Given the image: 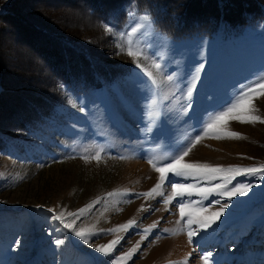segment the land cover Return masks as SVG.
I'll return each instance as SVG.
<instances>
[{
  "label": "rangeland",
  "instance_id": "1",
  "mask_svg": "<svg viewBox=\"0 0 264 264\" xmlns=\"http://www.w3.org/2000/svg\"><path fill=\"white\" fill-rule=\"evenodd\" d=\"M135 1L101 2V10L79 0L45 4L43 13L51 17L59 42L73 51L68 47L60 57L70 66L13 40L12 51L4 50L8 80L38 87L47 101L19 120L0 119V264H112L141 235L146 238L137 251L119 264H204L209 254L208 264H264V175L232 180L251 188L222 199L228 207L192 243L176 223L179 198L165 205L163 196L137 195L158 182L148 161L166 163L198 134L202 138L184 162L264 166V123L230 120L220 138L201 132L209 114L264 76V0H240L237 13L246 16L235 24H182L179 14ZM249 1V12L240 13ZM129 49L139 55L129 56ZM197 69L189 107L185 93ZM152 100L155 117L148 115ZM254 103L255 114L264 117V98ZM164 193L170 195L167 183ZM141 205L145 211H138ZM48 209L66 214L84 209L75 227L92 232L89 242L53 220ZM130 219L136 224L127 231L107 232ZM117 237L123 239L110 255L97 251Z\"/></svg>",
  "mask_w": 264,
  "mask_h": 264
},
{
  "label": "snow or ice",
  "instance_id": "2",
  "mask_svg": "<svg viewBox=\"0 0 264 264\" xmlns=\"http://www.w3.org/2000/svg\"><path fill=\"white\" fill-rule=\"evenodd\" d=\"M143 19H148L147 16ZM136 29H133L135 32ZM127 54L129 56L139 55V53H133L130 49ZM154 67L159 69V64H154ZM199 69H197V74H194L191 82L187 86L186 97L189 101V107L193 91L196 87V82L199 79L198 76ZM148 76H152L151 72L147 73ZM155 83V80H153ZM260 98H264V76L251 81L250 83L241 86L238 93L232 98V102L228 105L222 106L220 110L214 111L209 114L208 119L204 122L201 132L204 136H214L215 138H220L221 133L227 130L229 121H238L240 123L255 124L257 122L264 123V117L257 115L259 110L256 107L254 101ZM156 101L152 100L149 107L152 109L148 115L149 117H155L157 115L155 111ZM151 131V127L148 128ZM230 137L240 136L237 132H227ZM201 135H196L193 137L192 141L189 142L187 146L179 152V154L171 157L166 163L158 164L156 161L149 160L148 162L152 165L154 170L159 174L158 182L147 192L137 194L138 197L154 198L155 195L163 196V203L165 205L170 204L173 200L177 198V207L179 210L180 220L176 221L177 224H182L181 231H186L189 243L193 242V237L196 236L202 229H207L211 227L212 224L219 219L223 214L224 209L228 207L227 203H222L221 200L227 198L231 200L232 197L236 195H246L248 190L251 188L250 183L238 182L232 185L231 182L237 176H247V175H264V166L261 167H241V166H229L224 168L222 166H211L208 164L200 163H187L184 162V158L189 155L192 147L198 143L201 139ZM100 153L97 152L94 159L99 160ZM174 179L169 181V176ZM220 181V182H216ZM168 184L170 189V195L165 196L164 186ZM231 185V186H230ZM109 196L114 195V193H108ZM197 197L198 199L193 200L192 197ZM218 197L214 201H209L208 205H205V201L209 200V197ZM219 205L218 211H209V208ZM39 207V206H38ZM145 205H141L138 211H145ZM167 211V207L165 208ZM52 212V219L60 222L63 228L72 230L75 236L79 237L84 243L89 242V237L92 235L91 231H85L83 229L77 230L75 227L76 219H79L80 215L83 214L84 209L78 210V212H68L64 211L59 213L55 209H48ZM159 211V209H156ZM74 217L71 222L66 221L65 216ZM159 222H154V224L148 228L143 229L146 234L151 231V227H155ZM136 224L135 219H130L123 225H119L117 228L108 229L109 234L120 231L121 229L127 231L130 227ZM195 226V227H193ZM163 231L168 232V229ZM139 234V233H138ZM146 238L141 235V241ZM123 237H117L111 240L106 245H101L97 247V251L104 255H110L117 244ZM130 249L127 253L122 254L119 257H115L112 260V264H119L120 261L130 258L132 254L137 251L139 243ZM57 244H62L63 241H57ZM204 264H208L210 260V254L202 257Z\"/></svg>",
  "mask_w": 264,
  "mask_h": 264
},
{
  "label": "trees",
  "instance_id": "3",
  "mask_svg": "<svg viewBox=\"0 0 264 264\" xmlns=\"http://www.w3.org/2000/svg\"><path fill=\"white\" fill-rule=\"evenodd\" d=\"M60 1L61 3H65L70 0ZM79 1L85 2L93 10H101L103 8L101 2L110 3L111 0ZM132 1L136 2L135 0ZM147 1L164 8L162 12H166L168 15L170 13L171 15L179 14L176 21L182 24L191 20L197 23L205 20L208 23L216 21V24H218L217 21H222L224 23L235 24L237 22H244L246 16L237 13L240 9V0ZM58 2L57 0H0V119L19 120V116L31 115L33 108L38 106L40 102L47 101V98L43 97L40 91H38V87H27L20 82L8 80L10 72L7 73L8 69L6 68L7 64L4 55L6 54L5 51H12L14 44L11 41L13 40L15 44L21 43L23 47L25 45V47L31 48L32 51L35 50L38 54L47 52L50 59L61 60L60 57L63 51H69V45L59 42L60 37L52 24L51 17L43 13L45 4L51 6V4L55 5ZM210 2L212 6L208 5ZM249 3L250 1L247 3L246 9L240 11V13L249 12L247 7ZM181 14L185 15L183 20L180 19ZM235 16L238 17L235 18ZM210 17L211 19H209ZM69 48L71 49V47ZM71 52H73L72 49ZM77 55L81 56L82 54L77 53ZM64 59L66 60V58ZM65 60L63 64L70 66V61ZM16 76L18 75H13V77Z\"/></svg>",
  "mask_w": 264,
  "mask_h": 264
}]
</instances>
